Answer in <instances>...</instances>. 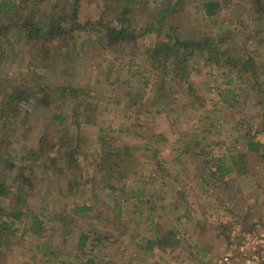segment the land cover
<instances>
[{
	"label": "rangeland",
	"instance_id": "obj_1",
	"mask_svg": "<svg viewBox=\"0 0 264 264\" xmlns=\"http://www.w3.org/2000/svg\"><path fill=\"white\" fill-rule=\"evenodd\" d=\"M112 1L80 0L78 16L85 29L77 34L75 46L68 48L76 54L66 71L55 69L62 67V58L53 64L50 57L43 68L40 59L32 56L36 51L31 43L24 41L21 46L22 38L15 39L14 57L0 59V97L13 86L30 95L41 85L59 101L56 84H61L83 89L84 98L91 102L86 109L90 122L76 127L69 120L61 132L58 122L52 121L56 127L48 125L50 113L44 110L30 111L25 123L0 120V173L15 192L3 201L5 208L18 205L15 178L21 173L28 176L23 183L25 201L18 205L24 212L8 236L11 245L0 247V264H53L43 256L53 248L59 258L70 260L78 252L81 232L90 238L95 232L108 237L93 249L107 264H217L227 253L231 233L252 230L256 221L264 219V156H260L264 150L251 151L246 146L251 139L264 142V13L255 0H227L214 16L203 18L199 10L203 6L196 5L199 0H178V10L160 28L157 16L152 31L133 42L108 45L98 19L101 10L107 16ZM141 1L149 6L153 0ZM155 1L165 10L176 4V0ZM137 15L143 18L144 13ZM139 18L136 22L145 25ZM172 26L182 36L192 33L202 38L218 29L219 46L249 60L254 74L231 71L241 82L231 105L222 96L235 81L222 77L224 66L203 64L206 56L199 52L191 57L200 65L191 70L187 81L173 80L169 90L154 74L147 51L167 39L165 32H172L167 30ZM167 90L174 101L165 105L166 98L157 97ZM139 94L145 97L142 101L148 99L144 104L138 101ZM16 106L24 108L25 103ZM55 108L62 111L61 106ZM148 108L155 113L143 122ZM98 128L107 129L101 135L109 134L102 139L111 153L107 162L113 172L102 166L103 150L95 143ZM46 130L54 140L63 135L74 144L75 135L84 137L80 168L93 177V184L87 183L89 190L83 188L77 197L66 191L69 173L64 166L61 170L63 162L58 173L51 168L56 164L42 168L14 157L16 150L39 147L38 137ZM126 148L131 157L121 155L122 160L115 162L116 151L125 153ZM48 153L58 154L55 146ZM3 157L13 159L17 167L5 170ZM223 166L233 168L226 171ZM109 183L116 200L108 195ZM44 192L48 196L42 199ZM83 200L92 210L73 214V203ZM32 215L43 220L39 237L28 229ZM158 237L167 239L161 247L139 246ZM42 242L46 244L40 250Z\"/></svg>",
	"mask_w": 264,
	"mask_h": 264
},
{
	"label": "trees",
	"instance_id": "obj_2",
	"mask_svg": "<svg viewBox=\"0 0 264 264\" xmlns=\"http://www.w3.org/2000/svg\"><path fill=\"white\" fill-rule=\"evenodd\" d=\"M226 1L227 0H199L196 2V5L203 6L202 9H199L202 14L201 17L203 18V16H214L218 10L224 6L223 3ZM79 2L80 0H0V59L4 57H14L17 54L15 39L22 38L23 44H21V46L24 47V41L26 43H31L32 49L36 51V56L34 53L32 56L34 57V60L37 58L40 59L43 68L48 66L50 57L53 64L54 62H59L53 61L54 59L57 60V58H62V67L57 65L55 66V69L66 71V66L69 64L68 61L73 60L76 54V51H70L68 48L75 46L77 34L83 32L85 29V25L80 22L78 16ZM155 2L156 1L153 0L152 3L147 6L141 0H113L107 16H105V13L101 10V15L98 19V21L102 22L101 27L103 28V39L105 42L108 45L117 44L118 42H133L141 36L142 33L152 31L151 26L153 25V22L156 21L157 16H159L158 28H160L168 18L167 16L174 14L175 10H178L175 9L176 6L179 5L178 0L175 1V5L168 7L166 10L161 7V3L155 4ZM254 3L262 13H264V0H255ZM139 6L140 9H137ZM134 11H136L137 14L144 13L143 18H139V15L134 13ZM136 17L140 19V22L145 21V25L142 23L139 25L136 22ZM92 27L94 28V26ZM167 30L172 31L165 32L167 39L164 41H157L154 46L150 47L147 51V61L149 65L151 64L153 66L154 74L160 79V82H162V84H168L169 90L172 86L171 82L173 80L187 81L191 70L194 68L196 69L197 66L200 65L191 57L195 52H199L201 56H206L205 61L207 62H203V64L209 65V63H217L220 66H224L225 73H222V77L228 80V82H230V80L235 81V85L232 89H228V91L222 96V99L229 102L226 104L231 105L235 100L234 97L237 95V86H241V82H237L236 77H233L231 73L235 70H238L239 72H247L248 70L254 74L255 69H253V66H248L249 60H247V58L245 59L243 55L231 53L220 47V41L217 36H220L221 33L218 29L213 35L203 38L196 37L195 35L192 36V33L182 36L176 32L174 26ZM12 32L17 34L12 35ZM65 58H68V60H65ZM29 63V65L34 64L32 62ZM37 63H39V60ZM49 65L51 66L52 64ZM237 65H239L242 70L237 67ZM108 70H110V68H108ZM140 78H144V74L140 73ZM69 87L71 91L65 93ZM69 87L67 88L61 84H56V88L59 92L58 98L60 99L57 101L52 96V93L47 90V87L45 88L41 85H37L35 92L27 95L26 93H23V91H18V89L13 86L9 91L5 90L1 93L0 120H19L18 123H25L27 122L28 113L30 111L37 112L44 110L50 113L48 125H53L54 127L58 126L52 123L54 120L60 124L59 126H62L61 129L60 127L58 128L59 132L62 131L66 122H69V120H71L76 127H80L83 123L90 122V117L87 114L86 109H89L91 102L84 98L85 95L83 94V89H76L73 88V86ZM168 90L161 92V95L159 96L154 94L155 97L158 96L157 98H161V100L166 98L165 105L174 101L170 97V92H168ZM41 91L43 93L39 94ZM142 96V94H139L137 98L141 104H144L148 99L146 98L142 101L143 98H145ZM23 101L25 103L24 108L16 106ZM69 104H71V106H69ZM95 105H97V103H95ZM56 106H61L63 112H56ZM21 109H23V111ZM104 110L106 109L104 108ZM146 111L148 113L143 117V122L146 120L145 118H148V114L152 115L153 112L155 113V111L151 112L150 108ZM66 127L65 130L67 129ZM106 130L107 129L104 128H98L100 135L95 139V143L103 150L102 166L113 172V169H111L112 167L108 166L109 163L107 162V157H109L111 153L106 148L104 144L105 142L102 139L104 134L101 135V132ZM52 135L53 134L48 130L44 131L37 140L40 143L39 147L33 146L23 150H16L14 157L28 160L30 164H38L42 168L51 167V164H56V167L51 168L58 171L59 163L63 162L61 170L65 167L69 173L68 176L66 175V191L68 195L77 197L83 192V188L89 190L90 187L85 186L87 183L90 182L91 185L93 184V177L83 174V171L80 168L81 160L79 154H81L84 149V144L81 142L84 137L75 135L76 144H74L69 143L68 139L66 140V136L58 135L54 140ZM108 135L109 134L106 133L104 136ZM108 140H110V138H108L107 141ZM48 141L50 142V145ZM246 143L248 150L256 152H259L261 149L264 150V142L262 141L251 139L247 140ZM110 145L111 144L108 143V146ZM50 146L56 147V151L58 152L56 156L48 153ZM125 150V153L116 151L115 162L122 160L119 158L121 155L131 157L132 152H128L130 149L126 148ZM6 156L8 157L10 155L7 153ZM260 156H264V154H261ZM3 160L7 166L4 167L5 170L17 167L13 159L8 161V159L6 160L4 158ZM231 161H233V164L237 165V160L232 158ZM221 168H224V166ZM221 168H218L217 170H222ZM232 168L233 167H225L224 169L227 171ZM58 173H60V171ZM3 174L4 173H0V247H7L12 243L8 236L14 233V230L12 229L13 224L15 221H20L24 212L18 207V205L25 201V188L23 187V183L28 181L26 178L28 176H24L21 173L15 178L17 193L14 198L18 205H15V207L12 205L9 208H5L3 206V201L9 199L10 195L15 192L13 187L2 179ZM107 175V179L110 180V174ZM110 184L111 183L108 184V187H110ZM111 187L108 195L109 197L114 196L115 198L113 197V200H116L117 195H113V186ZM57 190L59 191L60 187ZM49 191L50 186L47 187L46 192ZM46 192H44L42 199L47 198L48 195ZM117 205L118 203L115 201V208ZM91 210L92 205L86 204L83 200L81 202L78 201L73 203L71 212L73 214H82ZM72 213L70 214L71 216ZM3 217L9 218V220L4 219ZM89 217L91 218L93 216L90 215ZM42 223L43 220L37 215L31 216L30 228L28 229L34 236L37 237L40 234ZM103 239H108V237L95 232L94 237L90 238L88 233L81 232L76 243V251L78 252L72 253V259L64 260L63 258H59V255L54 248L49 250V252H44L43 256L47 255V261H50L53 264H107V261L102 260L99 256V251H93L94 247L97 244L102 243L101 241ZM166 240L167 239H160V237L157 239H147L144 245L142 243L139 246L141 248H151L153 244H157L161 247V245L165 244ZM40 244L42 245L40 250H43L46 243L42 242ZM172 244L174 243H171L170 245Z\"/></svg>",
	"mask_w": 264,
	"mask_h": 264
},
{
	"label": "built area",
	"instance_id": "obj_3",
	"mask_svg": "<svg viewBox=\"0 0 264 264\" xmlns=\"http://www.w3.org/2000/svg\"><path fill=\"white\" fill-rule=\"evenodd\" d=\"M217 264H264V219L252 230L231 233L227 253Z\"/></svg>",
	"mask_w": 264,
	"mask_h": 264
}]
</instances>
